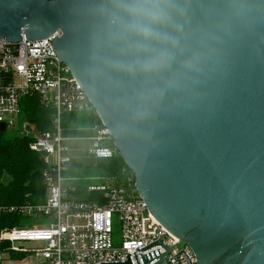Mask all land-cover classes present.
<instances>
[{
	"label": "water",
	"instance_id": "95a60500",
	"mask_svg": "<svg viewBox=\"0 0 264 264\" xmlns=\"http://www.w3.org/2000/svg\"><path fill=\"white\" fill-rule=\"evenodd\" d=\"M103 3L0 0V39L59 32L56 57L149 214L197 264H264V0H173L168 56L136 76L112 67L125 57L106 43Z\"/></svg>",
	"mask_w": 264,
	"mask_h": 264
},
{
	"label": "built area",
	"instance_id": "2783aa9c",
	"mask_svg": "<svg viewBox=\"0 0 264 264\" xmlns=\"http://www.w3.org/2000/svg\"><path fill=\"white\" fill-rule=\"evenodd\" d=\"M59 32L40 41L11 44L0 39V127L30 139L29 149L43 155L46 190L43 204L0 206V214L19 216V225L0 228V261L4 264H142L141 258L161 264H197L193 252L167 232L148 212L134 185H90L86 193L103 199H78L65 176L72 160L61 131V116L92 111L86 94L60 63L54 50ZM35 96L51 110L52 131L38 132L21 118L20 101ZM3 133V132H0ZM85 158L111 159L117 153L108 131L93 127ZM80 139V138H79ZM86 139V138H82ZM117 228L116 232L114 228ZM117 234V235H116ZM31 245L32 247H27ZM34 245V246H33Z\"/></svg>",
	"mask_w": 264,
	"mask_h": 264
},
{
	"label": "trees",
	"instance_id": "16d2710c",
	"mask_svg": "<svg viewBox=\"0 0 264 264\" xmlns=\"http://www.w3.org/2000/svg\"><path fill=\"white\" fill-rule=\"evenodd\" d=\"M21 118L34 125L38 132L52 131V111L46 110L35 96H26L20 101ZM62 136L67 139L90 138L93 127L100 122L94 110L87 113H69L61 116ZM30 139L18 133H0V206L40 205L46 198L42 173L46 169L43 155L29 149ZM65 176L72 180L76 198L86 201L103 199L100 193L85 194L90 185L133 184L132 173L125 167L119 154L111 159L95 160L82 165L72 163ZM131 179V180H130ZM105 185V184H104ZM19 216L0 214V228L19 225Z\"/></svg>",
	"mask_w": 264,
	"mask_h": 264
},
{
	"label": "clouds",
	"instance_id": "9594fccd",
	"mask_svg": "<svg viewBox=\"0 0 264 264\" xmlns=\"http://www.w3.org/2000/svg\"><path fill=\"white\" fill-rule=\"evenodd\" d=\"M174 7L173 0H104L106 43L125 57L112 67L130 76L157 71L168 56L171 36L164 29Z\"/></svg>",
	"mask_w": 264,
	"mask_h": 264
},
{
	"label": "rangeland",
	"instance_id": "374dc122",
	"mask_svg": "<svg viewBox=\"0 0 264 264\" xmlns=\"http://www.w3.org/2000/svg\"><path fill=\"white\" fill-rule=\"evenodd\" d=\"M6 133H9V134L15 133L16 134V130L9 129L6 131ZM67 144L69 146V152L67 155L72 160V163H79L82 165H86L87 163H92L91 160H87L85 158L86 150L90 144L88 139H70L69 141H67ZM132 177H133V175H132ZM131 182L132 181H130V183ZM104 184L108 185V182L104 183ZM78 199H80V198H78ZM114 230L116 232L117 228L115 227ZM27 247H32V246L28 245ZM0 264H4L3 261H0Z\"/></svg>",
	"mask_w": 264,
	"mask_h": 264
},
{
	"label": "crops",
	"instance_id": "0c3cea01",
	"mask_svg": "<svg viewBox=\"0 0 264 264\" xmlns=\"http://www.w3.org/2000/svg\"><path fill=\"white\" fill-rule=\"evenodd\" d=\"M87 139V138H86Z\"/></svg>",
	"mask_w": 264,
	"mask_h": 264
}]
</instances>
